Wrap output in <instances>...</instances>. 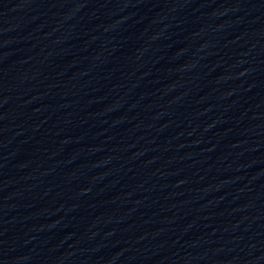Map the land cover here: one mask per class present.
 Wrapping results in <instances>:
<instances>
[{
	"label": "water",
	"instance_id": "water-1",
	"mask_svg": "<svg viewBox=\"0 0 264 264\" xmlns=\"http://www.w3.org/2000/svg\"><path fill=\"white\" fill-rule=\"evenodd\" d=\"M0 264H264V0H0Z\"/></svg>",
	"mask_w": 264,
	"mask_h": 264
}]
</instances>
